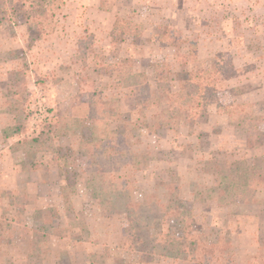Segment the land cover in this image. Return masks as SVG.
<instances>
[{"label":"rangeland","instance_id":"374dc122","mask_svg":"<svg viewBox=\"0 0 264 264\" xmlns=\"http://www.w3.org/2000/svg\"><path fill=\"white\" fill-rule=\"evenodd\" d=\"M65 1L49 36L26 27L20 4L11 20L0 14V161L22 175L18 187L0 184V264H187L144 262L124 249L120 216L93 200L77 154L91 134L88 105L113 104L149 127L151 115L133 103L142 86H128L136 75L167 109L168 95L187 89L188 72L214 62L218 73L231 63L235 73L218 76L202 117L134 132L149 162L130 180L138 199L164 197L176 184L193 210L194 233L224 238L232 264H248L264 248V188L219 207L193 203L191 186L212 184V163L228 175L243 166L264 173V0H100L106 10L118 6L110 13L94 9L99 0ZM154 69L164 82L153 80ZM230 105L236 113L228 117ZM67 120L79 122V132ZM110 126L122 131L124 123ZM83 224L90 234L80 241Z\"/></svg>","mask_w":264,"mask_h":264},{"label":"trees","instance_id":"16d2710c","mask_svg":"<svg viewBox=\"0 0 264 264\" xmlns=\"http://www.w3.org/2000/svg\"><path fill=\"white\" fill-rule=\"evenodd\" d=\"M16 4H20L22 8L24 23L29 30L49 36L54 31L56 18L63 12L66 1L0 0L2 17L11 20L10 12ZM218 63H212V69L206 67L205 70L189 71L187 89L169 94L167 109H162L160 99L152 94L146 80L141 78L144 75H136V81L128 86L134 89L142 86V94L137 92L133 103L149 112L148 115L153 120L149 127L130 123L129 115L117 110L113 104L88 105L91 134L88 142L80 143L77 155L86 159L91 197L101 208L116 212L120 216L123 224V248L140 255L144 262L157 257L187 264H232L229 243L226 242L227 247H224V238L211 240L194 233L193 210L180 198L176 184L166 186L164 197L149 194L138 199L130 180L131 173L147 168L149 162V154L138 148L140 142L134 139V132L142 129L155 132L165 125L181 126L202 117L208 97L217 92L216 83L220 81L218 76L223 75L222 78L226 80L235 73L232 63L226 71L218 73ZM154 72L153 80L156 83L165 81L161 78V73H157L155 69ZM228 72L230 75H226ZM166 73L169 75L170 71ZM229 108L232 111L227 116L231 117L236 111L232 105ZM242 120L246 122L245 118ZM111 122H123V130H112ZM65 123L68 130L72 129L70 132H79V122L67 120ZM244 123L232 121L231 124L230 121L229 125L244 127ZM50 131L54 134L55 128L50 127ZM222 165L211 164L214 171L218 172V175L212 173L214 179L211 185L192 184L193 203L208 199L215 200L219 207H225L234 204L240 196H252L258 188H264V173L259 169L243 166L237 170L236 175H228L225 174L228 169L225 165L222 168ZM49 210L48 212L54 214L57 212L54 209ZM42 212L38 213L43 214ZM68 233V238H71L73 232L68 230ZM81 233L82 238L77 240H87L90 233L85 224L81 225ZM248 264H264V248L252 256Z\"/></svg>","mask_w":264,"mask_h":264},{"label":"crops","instance_id":"0c3cea01","mask_svg":"<svg viewBox=\"0 0 264 264\" xmlns=\"http://www.w3.org/2000/svg\"><path fill=\"white\" fill-rule=\"evenodd\" d=\"M94 9L97 10L99 13H104V11H108L110 13L113 9L118 10V6L112 5L110 7V9H112V10H106V8H104L102 6L101 1L99 0L98 3H94ZM112 16H116V13L115 14L113 13ZM15 155L17 156L18 153ZM2 165H3V167H2ZM17 169L18 168H15L13 163H11L9 165L7 163L5 164L3 161H0V184L5 185L8 183H11V184H13V186L18 187L19 180H20L19 177L22 175L19 173L20 171H17ZM28 173L33 174L34 172H28Z\"/></svg>","mask_w":264,"mask_h":264}]
</instances>
